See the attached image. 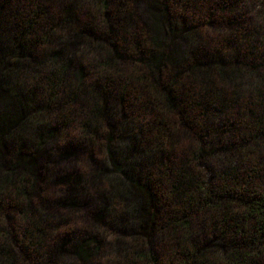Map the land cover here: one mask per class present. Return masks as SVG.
Here are the masks:
<instances>
[{"label": "trees", "instance_id": "16d2710c", "mask_svg": "<svg viewBox=\"0 0 264 264\" xmlns=\"http://www.w3.org/2000/svg\"><path fill=\"white\" fill-rule=\"evenodd\" d=\"M108 228L122 264H264V0H0V264Z\"/></svg>", "mask_w": 264, "mask_h": 264}, {"label": "rangeland", "instance_id": "374dc122", "mask_svg": "<svg viewBox=\"0 0 264 264\" xmlns=\"http://www.w3.org/2000/svg\"><path fill=\"white\" fill-rule=\"evenodd\" d=\"M108 41H109V37H107V42ZM65 60H66V57L61 56V57H56V58H50L49 59L50 62H48L47 65H43V62H41L42 64L37 65L38 68H40V67L42 68V70H40L39 73H43V72L47 71L52 66H53V68H58V67H56L57 62L62 63ZM81 60H85V59L82 58ZM81 60H79L77 65L81 62ZM92 60L94 62L98 63L97 60H99V58L96 57V58H93ZM31 63H34V60H32ZM33 65L35 66V64H33ZM77 65H76V67H77ZM73 69H74V67L72 66V70ZM73 72H74V70L72 71L70 76H73ZM26 73H27V71H26ZM37 76L34 75V70H31L29 73H27L24 76V81H23L24 83H23L21 88L25 91H29V90L34 89L36 91L37 99L40 101V98L43 97L41 90L44 87V82L46 79L43 80L42 77L37 78ZM86 85H89V84H86ZM86 101H88V98L86 99ZM80 114H83V112L81 111ZM30 115H31V118L33 120H35V125H38V126L43 124L45 122L46 118H48L50 116L49 113H46V112L41 111L39 109H36V110L34 109ZM83 117H84V115L78 116V117L75 116V118H73V121L75 123L73 124V126L69 127L67 129V131L69 130L68 132H74V134L75 133L77 134L78 131H80V126L78 125V123L76 124V122L83 121ZM127 150H131V149L128 147ZM46 158H48V157H46ZM100 159L102 161H104V154L103 153H100ZM86 164H87L86 165V171H88V170L90 171L91 167L94 168V166H92L89 161ZM81 166H79L80 169H81ZM213 170H214V168H213ZM82 172L84 173V171H82ZM112 182L113 181H111L110 179H107V186H108V184H110ZM109 193L107 194V197L111 198ZM99 204H100V202H99ZM122 204H124V203H122ZM128 206L131 207L130 204H128ZM127 209H129V207ZM61 218H64L63 220H64V222H66V228H68V229H70V228H83V226H84L83 224H81L82 223L81 219L76 217V216H72L73 221H70L69 219H67L65 217H61ZM129 218L131 220L133 219L132 216H129ZM99 233H100L101 238L103 240L102 241L103 247H102V251L100 252V254L97 253V255H96L95 261L97 262V264H122V263H124V259H122L123 253L121 251L122 246L120 244V240L123 237L118 233L115 234L114 231L111 230L110 228H108L106 230H98L95 232V234H99ZM139 235H140V233H139Z\"/></svg>", "mask_w": 264, "mask_h": 264}]
</instances>
